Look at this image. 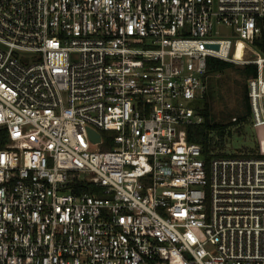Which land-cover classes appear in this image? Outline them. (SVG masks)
I'll return each mask as SVG.
<instances>
[{
  "label": "built area",
  "instance_id": "1",
  "mask_svg": "<svg viewBox=\"0 0 264 264\" xmlns=\"http://www.w3.org/2000/svg\"><path fill=\"white\" fill-rule=\"evenodd\" d=\"M262 19L264 0H0V264H264V157L207 166L187 140L208 58L258 50Z\"/></svg>",
  "mask_w": 264,
  "mask_h": 264
},
{
  "label": "trees",
  "instance_id": "2",
  "mask_svg": "<svg viewBox=\"0 0 264 264\" xmlns=\"http://www.w3.org/2000/svg\"><path fill=\"white\" fill-rule=\"evenodd\" d=\"M259 24L264 27V19L259 21ZM260 51H264V42L257 41ZM231 65H235L233 62H227L217 58H208L207 60V74L212 76L217 73H222L229 69ZM240 73L245 81L249 78L257 75V67L252 64L244 65L240 68ZM245 99L248 105V113L228 123L217 121L213 113V91L208 87V91L204 100L200 105V113L204 117V121L199 124L190 125L187 128V140L190 143H194L200 146L202 151V157L208 166L211 159L215 157L225 156H249V157H264V137L261 138V146L256 144V147L251 148L250 151L239 150L237 152H228V143L232 138L231 126L238 125V132L242 134L241 127L248 123L250 106L245 94ZM7 144V132L4 128L0 129V148H4ZM104 150L111 149V145L103 147ZM247 150V149H246ZM93 189V188H91Z\"/></svg>",
  "mask_w": 264,
  "mask_h": 264
},
{
  "label": "rangeland",
  "instance_id": "3",
  "mask_svg": "<svg viewBox=\"0 0 264 264\" xmlns=\"http://www.w3.org/2000/svg\"><path fill=\"white\" fill-rule=\"evenodd\" d=\"M229 33L225 28L220 29L218 38H224ZM242 42L236 41L233 49V58L235 65L222 73L210 76L209 87L213 91V113L217 121L228 123L235 118L243 117L248 113V105L245 99L247 92V81L244 80L240 73L246 61L253 60L263 52L254 48L246 47L242 49ZM241 50V51H240ZM260 51V52H258ZM238 125L231 126L232 138L228 143V152L250 151L261 146V138L264 137V130H255L250 120L241 127L242 134L238 132ZM247 149V150H246ZM251 152V151H250Z\"/></svg>",
  "mask_w": 264,
  "mask_h": 264
},
{
  "label": "water",
  "instance_id": "4",
  "mask_svg": "<svg viewBox=\"0 0 264 264\" xmlns=\"http://www.w3.org/2000/svg\"><path fill=\"white\" fill-rule=\"evenodd\" d=\"M91 134L95 137L96 140L99 139V136L97 134H94V132L91 131Z\"/></svg>",
  "mask_w": 264,
  "mask_h": 264
},
{
  "label": "bare ground",
  "instance_id": "5",
  "mask_svg": "<svg viewBox=\"0 0 264 264\" xmlns=\"http://www.w3.org/2000/svg\"><path fill=\"white\" fill-rule=\"evenodd\" d=\"M242 45V44H241ZM241 51V50H240Z\"/></svg>",
  "mask_w": 264,
  "mask_h": 264
}]
</instances>
